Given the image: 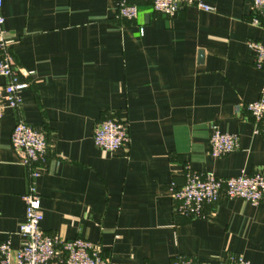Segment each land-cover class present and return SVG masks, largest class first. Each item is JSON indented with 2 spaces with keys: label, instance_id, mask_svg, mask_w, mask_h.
Here are the masks:
<instances>
[{
  "label": "crops",
  "instance_id": "crops-1",
  "mask_svg": "<svg viewBox=\"0 0 264 264\" xmlns=\"http://www.w3.org/2000/svg\"><path fill=\"white\" fill-rule=\"evenodd\" d=\"M171 17L137 0L139 18L118 19L119 0H3L16 64L32 72L18 110L0 121V242L23 243L28 170L12 148L22 121L50 142L40 172L41 229L102 248L112 264H171L178 256L217 264L231 255L264 264V204L222 197L207 219L174 212L171 184L185 167L220 178L264 173V72L248 42L264 45L249 0H201ZM8 79L0 75V85ZM129 124L128 151L95 145L107 118ZM240 139L211 155L213 127Z\"/></svg>",
  "mask_w": 264,
  "mask_h": 264
},
{
  "label": "built area",
  "instance_id": "built-area-1",
  "mask_svg": "<svg viewBox=\"0 0 264 264\" xmlns=\"http://www.w3.org/2000/svg\"><path fill=\"white\" fill-rule=\"evenodd\" d=\"M137 0H119L118 19L134 22L139 18ZM150 1L154 12L171 17L180 10L194 7L200 11L213 12L211 6L201 0H144ZM253 17L251 23L264 27V0H249ZM3 0H0V75L8 79L6 85H0V121L7 109L18 110L22 104V92L30 86L33 75L27 69L18 66L11 51L12 41L4 30L5 19L1 14ZM254 54V65L264 72V45L256 40L248 42ZM247 110L257 123L264 122V88L258 101L248 104ZM95 145L109 153L119 150L128 151L131 144L129 124L110 117L96 125ZM11 145L22 164L28 170V193L25 222L20 226L19 235L23 239L21 248L13 249L12 242H0V264H112L103 254L100 246L77 238L72 241L60 239L56 235L46 234L41 229L44 215L42 202L38 194L37 181L42 169L49 162L50 142L45 133L22 121L16 124ZM211 155L222 158L240 149V139L235 134L221 132L213 127L210 137ZM184 183L171 184L174 212L178 216L191 219H207L206 206H212L222 197L231 200H243L251 205L264 204V173L241 174L231 178H220L210 172H197L185 167ZM171 264H199L194 258L176 257ZM217 264H251L242 256L231 255Z\"/></svg>",
  "mask_w": 264,
  "mask_h": 264
}]
</instances>
